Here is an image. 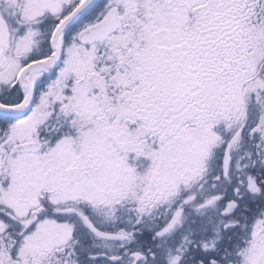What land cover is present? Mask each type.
<instances>
[{
  "label": "snow or ice",
  "instance_id": "snow-or-ice-1",
  "mask_svg": "<svg viewBox=\"0 0 264 264\" xmlns=\"http://www.w3.org/2000/svg\"><path fill=\"white\" fill-rule=\"evenodd\" d=\"M0 264H264V0H0Z\"/></svg>",
  "mask_w": 264,
  "mask_h": 264
}]
</instances>
